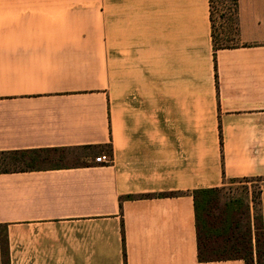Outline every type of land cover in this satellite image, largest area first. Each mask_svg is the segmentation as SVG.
<instances>
[{
	"label": "crops",
	"instance_id": "1",
	"mask_svg": "<svg viewBox=\"0 0 264 264\" xmlns=\"http://www.w3.org/2000/svg\"><path fill=\"white\" fill-rule=\"evenodd\" d=\"M237 6L216 49L211 0H0V151L100 149L0 172L10 264H246L199 259L192 194L264 178V0Z\"/></svg>",
	"mask_w": 264,
	"mask_h": 264
},
{
	"label": "trees",
	"instance_id": "2",
	"mask_svg": "<svg viewBox=\"0 0 264 264\" xmlns=\"http://www.w3.org/2000/svg\"><path fill=\"white\" fill-rule=\"evenodd\" d=\"M238 11V0H233ZM238 23V18H237ZM238 29V25H237ZM216 49L233 47L217 45ZM69 147H47L0 151L4 159L0 162V172L29 169L41 166H60L67 159ZM84 164V163H83ZM10 165L15 167H2ZM247 178V177H246ZM264 182V178H260ZM224 186L196 188L192 191L195 204L196 228L198 238V257L201 261L242 258L246 264H264V225L260 208L252 228L244 229L241 208L222 200ZM179 192H164L160 195H175ZM133 196V195H130ZM256 219V218H255ZM0 264H10L8 225L0 223Z\"/></svg>",
	"mask_w": 264,
	"mask_h": 264
},
{
	"label": "rangeland",
	"instance_id": "3",
	"mask_svg": "<svg viewBox=\"0 0 264 264\" xmlns=\"http://www.w3.org/2000/svg\"><path fill=\"white\" fill-rule=\"evenodd\" d=\"M212 7V31L217 38V45L235 46L238 44L237 9L233 0H211ZM100 149L93 148H72L68 150L65 164H75L84 161L88 155L96 154ZM0 154V162L4 159ZM83 156V157H81ZM78 158V159H77ZM4 167H15L1 165ZM262 181L260 177L232 178L227 180L221 192L222 200L235 204L241 208L244 229L252 228L255 233L254 222L258 221L259 212V188ZM256 218V219H255Z\"/></svg>",
	"mask_w": 264,
	"mask_h": 264
},
{
	"label": "built area",
	"instance_id": "4",
	"mask_svg": "<svg viewBox=\"0 0 264 264\" xmlns=\"http://www.w3.org/2000/svg\"><path fill=\"white\" fill-rule=\"evenodd\" d=\"M96 161L107 163L111 161V158L106 154H102L96 157Z\"/></svg>",
	"mask_w": 264,
	"mask_h": 264
}]
</instances>
